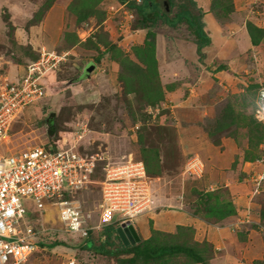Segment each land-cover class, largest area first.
Segmentation results:
<instances>
[{
    "label": "rangeland",
    "instance_id": "1",
    "mask_svg": "<svg viewBox=\"0 0 264 264\" xmlns=\"http://www.w3.org/2000/svg\"><path fill=\"white\" fill-rule=\"evenodd\" d=\"M47 1L0 0V55L9 76L20 78L44 47L55 54H67L58 69L44 79L46 95L17 118L9 140L0 146V151L15 153L27 147L55 142L62 147L76 145L82 154H99L110 163H121L130 159L143 160V146L158 148L163 171L157 175L147 172L155 199L166 198L167 205L171 199L172 202L177 199L185 203L182 209L192 213L197 191L227 189L232 199L224 184L210 180L213 174L216 175L217 150L224 152L232 147L228 158L226 154L220 156L221 169L233 171L230 175L235 180L238 174L241 175L243 185L239 186L238 192L245 197L247 214L240 219L247 217L252 223L256 217L252 216L254 205H261L264 209V183L261 192L253 194V183L249 178L264 173V160L240 162L249 144L248 129H240L237 139L228 132L217 133L218 145L208 135V129L212 128L229 98L236 111L256 117L257 94L259 87L264 86V42L252 46L245 24L252 22V17L264 22V0H238L237 12H234L233 0L234 11L223 21L211 11V4L204 9L199 6L201 1L195 0L204 12L203 21H206L208 11V19L218 24L215 32L221 33H218V39L210 37L211 43L204 48L202 61L187 25L170 27L159 21L152 30L156 33L158 82L164 90V100L155 107L144 105L142 92L140 96L127 93L126 83L120 76L131 77L130 72L111 58L110 46L114 45L137 62L132 49L144 42L148 28L140 25L137 8H132L135 6L133 1L138 3L136 0H127L128 3L124 4L117 0H101L96 5L95 15L82 24H77L76 15L68 10L73 0H52L51 8L43 12L41 21L32 22ZM156 1L163 10L170 11L171 7L174 12L177 10L167 0ZM182 2L174 0L175 4ZM174 14L171 13L170 17ZM7 18H10L13 29L8 27ZM206 32L210 35L212 31ZM66 34H73L75 40L68 42ZM96 43L98 48L94 46ZM91 63L95 65L94 69L83 77ZM220 65L227 67L222 78L212 75ZM171 78L176 79L173 84L177 89L169 97L166 86L171 83ZM260 148L264 149V142ZM196 158L203 163V172L186 173L187 164ZM102 163L94 175L95 180L103 177ZM224 163H230V168H224ZM100 191L99 184H92L74 195V201L82 210L91 212L90 223L93 225L99 222ZM25 207L29 222H37L39 229L49 230L40 236L44 239L45 249L34 253L24 264H63L70 257L81 259L84 264H115L108 256L83 249L90 235L83 239L65 232L55 207L49 205L40 210L31 200H25ZM168 207L165 208L175 210L178 206ZM262 211H259L260 216ZM260 216L259 230L264 235V218ZM120 217V212H114L112 221L118 223ZM100 230L93 233L95 240L99 238ZM101 238L104 239L103 235ZM213 259L211 264H214Z\"/></svg>",
    "mask_w": 264,
    "mask_h": 264
},
{
    "label": "built area",
    "instance_id": "2",
    "mask_svg": "<svg viewBox=\"0 0 264 264\" xmlns=\"http://www.w3.org/2000/svg\"><path fill=\"white\" fill-rule=\"evenodd\" d=\"M66 56L44 47L37 61L14 79L6 72L0 55V146L9 140L12 126L23 111L46 95L44 79L58 69ZM256 118L264 122V86L259 89ZM100 162H104L103 177L95 180ZM203 168L196 158L187 164L186 173L201 174ZM148 177L142 160L110 163L99 154H82L76 145L62 147L54 142L15 153L0 151V264H24L43 249L44 239L40 236L49 229H39L37 222L27 220L25 200L33 201L40 210L49 205L55 207L63 230L86 239L91 231L113 223L114 212L121 213L118 223L122 225L153 211L156 199ZM249 180L253 194H259L264 173L252 175ZM92 184H99L101 190L99 222L95 225L90 223L91 212H84L74 201L77 192ZM243 222L251 223L247 217ZM63 264L80 263L76 257H70Z\"/></svg>",
    "mask_w": 264,
    "mask_h": 264
},
{
    "label": "trees",
    "instance_id": "3",
    "mask_svg": "<svg viewBox=\"0 0 264 264\" xmlns=\"http://www.w3.org/2000/svg\"><path fill=\"white\" fill-rule=\"evenodd\" d=\"M51 1L48 0L46 6L41 7L40 12L34 15L32 22L41 21L43 12L51 8ZM100 1L73 0L68 6V10L70 9L76 15L77 24H82L89 17L95 15L96 5ZM117 1L121 4L128 3L127 0ZM167 1L169 5L177 7L175 12L173 7L170 11L161 9L159 2L156 0H142L139 4L135 1L132 2V5H135L132 8L136 7L140 15V25L148 28L144 42L132 49L137 62L116 46H110L111 58L119 63L124 70L130 72L131 77L124 78L123 75L120 76L126 83L127 93L140 96L142 92L141 98L145 102V106L155 107L164 100V90L158 82L156 33L152 30L159 21L170 27H176L180 24L187 25L194 38L200 61L204 57V48L211 43L210 36L205 30L204 12L197 6L195 0H183L179 4H175L174 0ZM211 11L223 21L229 18L234 11L233 0H212ZM171 13H175L173 17H170ZM6 22L8 27L13 29L10 18H7ZM246 28L252 46H259L264 42V28L256 26L251 21L246 23ZM73 36V34H66L68 42L75 40L76 36L74 38ZM98 45L96 43L94 46L98 48ZM39 57L40 53H38L35 60ZM226 68L225 65H220L217 70L221 71ZM240 129H248L249 137L247 140L249 144L244 150L243 160L251 163L262 160L264 149L260 148V144L264 142V123L258 121L253 115L236 111L234 103L229 98L217 118H215L212 128L208 129V135L213 139L214 144L218 145L220 141L216 136L217 133L228 132L229 136L236 137ZM140 142H142V139ZM141 152L147 172L154 175L160 174L163 171L164 164L160 160L158 148L143 146ZM224 190L226 192L223 189L207 192L197 191L198 197L192 212L193 215L199 216L207 222L215 223L235 216L237 208L230 198L228 190ZM262 210L264 211V209ZM263 211L261 212L262 218H264ZM152 223L151 221V236L147 239L140 236L139 242L135 244L129 243L126 245L117 232L119 223H111L101 228L97 240L93 238L95 231H91V237L85 241V245L83 244L82 247L85 250L112 258L115 264H211L210 261L213 259L215 252L213 245L207 240H195V231L192 227L179 225L175 233H167L155 229ZM101 235H103V240ZM41 247L45 249L44 242H41ZM79 263L84 264V261L81 260Z\"/></svg>",
    "mask_w": 264,
    "mask_h": 264
},
{
    "label": "crops",
    "instance_id": "4",
    "mask_svg": "<svg viewBox=\"0 0 264 264\" xmlns=\"http://www.w3.org/2000/svg\"><path fill=\"white\" fill-rule=\"evenodd\" d=\"M200 1H201L199 5L200 7L204 9L210 7L211 0H200ZM237 1L238 0H235L234 12H237L239 10L236 9L238 7ZM206 12H207L206 14L207 17H205L206 19L205 22H207L206 31H212L209 36L214 37L213 39H218L219 34H221L220 32H215L216 30L218 31V29L215 28L218 26V24L216 22L212 23V20L208 19L210 18L208 11ZM250 20H252V22L256 26L264 28L263 20L262 21L258 20V18L255 17L250 18ZM245 29H247L246 24H245ZM18 32L20 33V31ZM24 32L27 33V31ZM216 69H214L215 73H212V75L218 78L219 77L222 78V74L224 70L218 71ZM175 80L176 79L171 78V80H169L171 83H168V85L166 86V89L170 87L169 91L167 92L168 93L167 96L169 97H171V95L176 92L177 88H175V84H173ZM165 84H167V80ZM230 150H232V147L227 148V150L226 151L224 150V152L223 151L220 152L217 150L215 157H217L219 161L217 162V165L215 163V166H217L214 169L216 175L214 176L213 174L212 176H214V178H212L211 176L210 180H212V182L214 183L220 182L229 189L232 195L233 203L237 208V214L235 216L227 218L222 222H217V223L207 222L203 218L199 216H195L193 215V213L182 209L183 206L185 205L184 202H180L177 199H174V201L172 202L173 199H171L169 201L170 205H167L166 203L167 200H165L166 198L164 199L163 197H160L156 199V209L154 211L142 215L141 217H138L137 218L138 221L135 220L133 222L134 228L136 229L138 235L141 236L143 239H147L151 236V226H150L151 221L153 222L152 224L155 229L167 233L175 232L177 226L179 225L190 226L195 231L194 232L195 240L197 241L207 240L208 242L213 244L215 252L217 253V254L215 253L216 256L213 259L214 264H252L254 261H256L257 264H264L263 263L264 235L259 230L260 219H258V217L260 216L259 211L262 210V208L261 205H254L255 213H253L252 216H256V217L252 223L250 222L244 223L243 220L240 219L243 215L246 216L247 214L245 207L246 202L244 199L245 197L241 196L238 192L239 186L243 185L241 184V179H242L241 175L239 176L238 174L235 180L234 176L230 175L231 173H233V171L230 172L229 170L228 172L227 171L224 172L221 169L223 167V164L220 165V163L222 162L220 161V156H224L226 154L227 156L226 158H228ZM240 162H245V161L242 159V161ZM245 163H250V162H245ZM212 164L214 165V163ZM219 166L220 168H218ZM230 166H231L230 163H227L226 165L224 163V168H228V167L230 168ZM238 168L239 166L237 167V169ZM210 170H209V174L211 172ZM238 170L241 171L240 169ZM236 181H240V183ZM168 206H173V207L178 206V207L175 210H167L165 207ZM142 217L144 218V220H139V218ZM234 229L237 230L234 231ZM234 250H236V252H234ZM218 253L220 254L218 255Z\"/></svg>",
    "mask_w": 264,
    "mask_h": 264
},
{
    "label": "water",
    "instance_id": "5",
    "mask_svg": "<svg viewBox=\"0 0 264 264\" xmlns=\"http://www.w3.org/2000/svg\"><path fill=\"white\" fill-rule=\"evenodd\" d=\"M95 65L91 63L86 67L85 74L83 77H87L90 72L94 69ZM118 235L120 236L121 240L128 245L129 243L135 244L139 242L140 236L138 235L134 225L130 222L120 225L117 228Z\"/></svg>",
    "mask_w": 264,
    "mask_h": 264
},
{
    "label": "clouds",
    "instance_id": "6",
    "mask_svg": "<svg viewBox=\"0 0 264 264\" xmlns=\"http://www.w3.org/2000/svg\"><path fill=\"white\" fill-rule=\"evenodd\" d=\"M39 53H40V52H39ZM1 56H2V55H1ZM2 57H3V56H2ZM35 61H37V60H35ZM33 62H34V61H33ZM30 63H32V62H30ZM28 65H29V64H28ZM260 87H261V86H260ZM258 93H259V92H258ZM257 97H258V94H257ZM23 112H24V111H23ZM255 114H256V113H255ZM257 120H258V119H257ZM260 122H261V123H264V122H262V121H260ZM142 161H143V160H142ZM155 209H156V208H155ZM155 209H154V210H155ZM154 210H153V211H154ZM151 212H152V211H151ZM149 213H150V212H149ZM143 215H145V214H143ZM139 217H140V216H139ZM137 218H138V217H137ZM134 220H135V219H134ZM134 220H133V222H134ZM133 222H130V223L133 224ZM113 223H114V222H113ZM119 226H120V224H119ZM119 226H118V227H119Z\"/></svg>",
    "mask_w": 264,
    "mask_h": 264
}]
</instances>
